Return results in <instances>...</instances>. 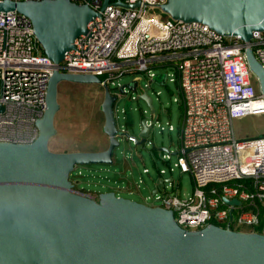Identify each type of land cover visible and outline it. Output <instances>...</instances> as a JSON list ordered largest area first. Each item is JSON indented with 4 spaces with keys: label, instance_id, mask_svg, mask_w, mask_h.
Returning a JSON list of instances; mask_svg holds the SVG:
<instances>
[{
    "label": "water",
    "instance_id": "obj_1",
    "mask_svg": "<svg viewBox=\"0 0 264 264\" xmlns=\"http://www.w3.org/2000/svg\"><path fill=\"white\" fill-rule=\"evenodd\" d=\"M128 6L122 0H101ZM162 11L181 23H199L223 37L249 44L253 32H264V0H166ZM0 12H16L32 24L41 53L58 66L75 40L99 18L88 5L69 0L13 2L3 0ZM250 72L264 96V68L251 48L244 50ZM62 82L97 84L103 88L100 111L107 147L98 152L54 153L48 149L56 134L58 85ZM133 81L111 86L92 75L69 74L55 69L47 83L45 109L36 120L37 136L29 144L0 142V264H264V233L239 232L230 225L209 224L197 231L183 230L172 210L116 196L113 190L95 198L73 189L70 175L77 168L110 166L118 138L134 145L149 144L152 126L145 112L139 116V133L128 136L117 127L115 104L126 91L137 92ZM138 99L146 102V91ZM133 127V121L128 124ZM166 152L165 149H163ZM175 154V153H174ZM159 178L151 195L172 184ZM233 218L236 199H222Z\"/></svg>",
    "mask_w": 264,
    "mask_h": 264
},
{
    "label": "built area",
    "instance_id": "obj_2",
    "mask_svg": "<svg viewBox=\"0 0 264 264\" xmlns=\"http://www.w3.org/2000/svg\"><path fill=\"white\" fill-rule=\"evenodd\" d=\"M69 1L88 5L100 16L88 24L87 34L75 40L74 49L58 66L41 53L29 19L0 12V142L35 140V122L44 112L48 79L55 69L103 76L100 79L108 86L125 75L146 73L149 89L152 70L169 68L183 109L175 166L190 175L193 187L189 198L160 195L155 201L172 210L174 221L186 231L200 230L214 220L235 231L244 232L241 228L246 227L254 232L258 203L264 207V136L238 139L233 122L264 114V96L244 53L251 48L264 68V32H253L249 44H244L205 25L170 19L162 11L166 0H122L137 7L109 4L102 10L101 0ZM133 81L138 84L139 78ZM147 125L153 127L151 122ZM223 198L240 202L233 206L231 222Z\"/></svg>",
    "mask_w": 264,
    "mask_h": 264
},
{
    "label": "rangeland",
    "instance_id": "obj_3",
    "mask_svg": "<svg viewBox=\"0 0 264 264\" xmlns=\"http://www.w3.org/2000/svg\"><path fill=\"white\" fill-rule=\"evenodd\" d=\"M152 73L154 77L149 89L146 86L149 82L146 73L125 75L111 86L114 92L118 86L133 82L134 77L139 78L137 92L127 90L125 97L116 102L114 113L117 127L128 136L136 137L139 133L140 113L145 112L144 118L153 124L148 137L151 145H134L133 141L118 138L120 145L114 152L112 165L74 170L70 180L77 183L73 187L75 191H85L95 198L97 193L113 190L116 196L150 206H159L155 197L160 195H177L183 199L191 196L193 185L190 175L181 174L175 166L183 111L176 77L169 68L153 69ZM145 91L152 102V115L146 102L136 99ZM102 98L103 88L100 85L60 83L57 94L59 109L54 119L56 134L50 139L48 149L54 153L105 150L107 139L101 131ZM132 121L133 127H129ZM169 125L172 130H169ZM233 129L238 139L263 137L264 114H252L235 120ZM159 178L172 179L173 182L165 184V188L152 196ZM241 230L249 231L246 227Z\"/></svg>",
    "mask_w": 264,
    "mask_h": 264
},
{
    "label": "trees",
    "instance_id": "obj_4",
    "mask_svg": "<svg viewBox=\"0 0 264 264\" xmlns=\"http://www.w3.org/2000/svg\"><path fill=\"white\" fill-rule=\"evenodd\" d=\"M210 187L211 186H208V187L205 188V193H208V190H209ZM258 207H259V214H258L259 223H258V225H256L253 228V231L261 233L263 231V229H264V207L261 204H259V203H258ZM210 223L214 224V225H217V226H220V227H225L224 225L218 224L214 220H210Z\"/></svg>",
    "mask_w": 264,
    "mask_h": 264
},
{
    "label": "crops",
    "instance_id": "obj_5",
    "mask_svg": "<svg viewBox=\"0 0 264 264\" xmlns=\"http://www.w3.org/2000/svg\"><path fill=\"white\" fill-rule=\"evenodd\" d=\"M102 118H103V116H102ZM103 135H104V134H103ZM104 136H105V135H104ZM105 137H106V136H105ZM106 139H107V137H106ZM178 146H179V139H178ZM178 146H177V147H178ZM190 178H191V177H190ZM191 182H192V180H191ZM192 185H193V184H192Z\"/></svg>",
    "mask_w": 264,
    "mask_h": 264
}]
</instances>
